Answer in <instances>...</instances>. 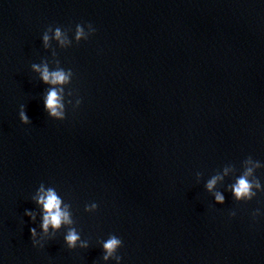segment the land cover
Returning <instances> with one entry per match:
<instances>
[{
  "label": "water",
  "instance_id": "95a60500",
  "mask_svg": "<svg viewBox=\"0 0 264 264\" xmlns=\"http://www.w3.org/2000/svg\"><path fill=\"white\" fill-rule=\"evenodd\" d=\"M89 22V40L56 46L83 103L55 120L31 65L51 58L49 26ZM248 156L264 161V0H0V264H97L113 233L124 264H264V193L227 191ZM225 167L217 204L205 185ZM41 183L90 248L63 232L33 246Z\"/></svg>",
  "mask_w": 264,
  "mask_h": 264
},
{
  "label": "clouds",
  "instance_id": "9594fccd",
  "mask_svg": "<svg viewBox=\"0 0 264 264\" xmlns=\"http://www.w3.org/2000/svg\"><path fill=\"white\" fill-rule=\"evenodd\" d=\"M96 31L94 24L89 22L86 25L77 24L74 35H70L59 26H49L43 33V47L51 51V58L45 57L39 63H32L31 69L38 74L39 81L46 85L41 99L44 111L49 117L65 120L69 106L76 110L83 103V98L71 88L76 73L72 68L62 66L56 46L58 45L61 49L70 48L74 41L80 43L89 40ZM19 117L25 125L32 123L27 112V105H20ZM242 168L243 170L238 172L233 182L227 186V191L236 201H252L259 194L264 193V181L256 174L257 170L264 168V161L248 156L242 162ZM231 171H233L232 168L225 167L222 175H214L206 182L205 188L213 194L217 204L226 203L225 191L218 190L217 186ZM31 200L36 207L25 209L24 214L30 217L35 225L30 229L33 246L43 248L46 241L54 239L58 233L63 232L64 243L68 249L91 247V241L84 239L81 230L77 227L72 204L65 200L57 187L41 183ZM98 208L99 204L93 202L85 206V211L92 213ZM231 215L236 216V211H232ZM252 215L253 218L264 217V209L257 208ZM98 244L101 246L102 255L97 264H111L113 261L115 264H124V256L120 254V249L124 247V240L121 237L113 233L106 239H99Z\"/></svg>",
  "mask_w": 264,
  "mask_h": 264
}]
</instances>
